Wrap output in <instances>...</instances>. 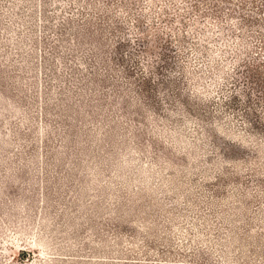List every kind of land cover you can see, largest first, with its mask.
Segmentation results:
<instances>
[{"label": "rangeland", "instance_id": "obj_1", "mask_svg": "<svg viewBox=\"0 0 264 264\" xmlns=\"http://www.w3.org/2000/svg\"><path fill=\"white\" fill-rule=\"evenodd\" d=\"M0 264H264V0H0Z\"/></svg>", "mask_w": 264, "mask_h": 264}]
</instances>
